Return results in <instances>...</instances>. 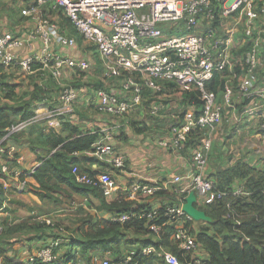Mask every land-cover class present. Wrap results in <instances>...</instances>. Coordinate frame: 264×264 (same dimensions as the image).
Masks as SVG:
<instances>
[{"label":"built area","instance_id":"1","mask_svg":"<svg viewBox=\"0 0 264 264\" xmlns=\"http://www.w3.org/2000/svg\"><path fill=\"white\" fill-rule=\"evenodd\" d=\"M43 8H53L62 13L77 34L93 46L92 53L101 59H96L98 65L103 64L106 73L119 82L118 86L109 88L96 86L91 95L101 113L113 116L109 123L100 127V137L94 143L93 154L99 160L120 168L126 166L127 158L116 148V137L129 123L130 112L145 100L146 88L156 96L150 107L154 114L166 107L160 95L169 84L200 92L202 105L198 113L187 109L184 116L172 124L169 138L160 140L164 150L183 148L193 130H213L225 116V105L236 108L233 104L234 90L228 83L224 102H219L218 93L210 89L209 83L216 72L225 71L234 59L228 40L220 34L217 24L238 11L248 12L244 31L247 39L246 64L239 91L250 103L239 112L237 119L240 121L259 115L264 128V86L258 84L264 74V0H34L21 10L22 15L35 20L34 27L17 30L10 26L0 32V66L19 68L28 74L40 69L39 64L48 69L52 80L62 85L59 103L49 113V116L57 117L73 113L81 97L82 88L61 82L65 73L70 69H94L96 62L91 55L80 54L78 37L69 34L61 21L45 13ZM37 40L41 42L38 48L35 46L36 49L21 53L20 49L25 44L34 48L32 44ZM56 46L63 49L56 50ZM64 49L72 51L62 54ZM5 89L0 78V91ZM32 122L33 119H29L8 127L3 139H0V153H13L15 147L5 142L24 131ZM211 132L194 150L192 172L175 177L176 183L189 179V184L176 190L183 195L180 203L166 206L163 216H160L166 218L165 222L150 225L156 235L163 231L164 226H173L175 244L187 252H196L199 243L185 223V220L192 219L183 209L185 194L196 190L199 197L213 196L214 199L216 196L217 181L207 171L213 144ZM40 165L41 162L35 164L31 172L34 173ZM6 171L7 166H3L1 172ZM72 171L79 182L99 186L105 194L116 188V180L108 171L92 175L82 171L78 165H74ZM27 183L26 179L21 180L17 190L23 192ZM161 189L159 184L136 183L130 196L139 193L150 196ZM236 192H243V185L237 187ZM156 213L158 209L154 207L147 214L149 220ZM144 215L131 212L114 219L125 221ZM54 245L53 242L46 243L37 255L45 262L52 261L55 258ZM140 254L156 255L168 264H180L178 256L162 245L146 244ZM133 259L131 255L127 256L126 264H138L131 263ZM102 264L114 263L105 259ZM192 264L206 263L195 257Z\"/></svg>","mask_w":264,"mask_h":264},{"label":"crops","instance_id":"2","mask_svg":"<svg viewBox=\"0 0 264 264\" xmlns=\"http://www.w3.org/2000/svg\"><path fill=\"white\" fill-rule=\"evenodd\" d=\"M0 1L2 2V0ZM5 1L10 3L12 11L10 14H6L9 20H0V23L10 21L8 24H12L17 30H25L35 26L36 22L33 18L22 16L20 13L24 7L34 0ZM18 1L21 3L18 4ZM2 9L7 8L3 6ZM43 11L48 15L59 19L62 26L69 34L76 35L78 37V34H75V29L71 25L70 21L65 18L62 13L53 8H43ZM1 14L2 13L0 12V16ZM235 14L238 18L234 17L233 19H230L232 18L231 16L223 18L226 19L227 22L223 25V22H220L217 24V27L227 38L228 47L232 56L240 59V55L244 53V50L247 51V46L244 42L243 46L240 45V47H238L237 41L241 36L240 26H245L248 12L238 11L235 12L234 15ZM15 23L16 26L14 25ZM83 43H86V45H83L86 47H83L80 50V54H82V56L87 55L89 47H93L84 40ZM40 44L41 42L39 40L32 44L34 48L25 44L24 48L20 49V51L22 54H25L28 51L38 48ZM62 49L63 48H60V46H56V50ZM71 51L72 50L64 49L61 53L67 54V52ZM234 65L236 64L233 63L225 70V72L227 71L229 74L230 71V79H232L233 76V80L239 81L243 75L244 66H236L234 68ZM38 68L40 69H37L36 72L28 74L24 73L19 68L3 67V73L6 74L4 80L6 82H10L11 84H15L12 82V77L14 78L16 75L22 76L26 74L33 77L38 76V78L41 79L38 81L41 88L47 89V81L43 82L42 76L45 75L46 80V78H50L51 73L48 69L42 68L41 64H39ZM1 74L2 72H0V75ZM226 80L230 81L227 79V74ZM258 84L260 86H264V74L261 75V79ZM176 86V84L169 85L162 92V95L165 94L168 97L165 99L161 97V99H163L161 101L164 102L166 107H164V109H162L158 114L150 112V107L154 100H144L136 106V114L134 115V117H136H133V123L127 126L126 130L118 135L119 138L116 141L117 150L123 153V155L127 158L126 166L124 168L99 160V158L93 154L92 150H90L87 154H89L90 157L93 156L95 159L73 164L78 165L83 170H101V172L108 171L112 177L115 178L116 188L109 194H105L108 202L120 200L122 198L120 195L121 193H129L127 195V201H130L129 206L132 209H137L146 202H150L153 207L159 208L164 204H169L175 200V202H177L181 199V195L175 192L179 186H186L189 184V179L185 178L180 183H176L174 180L176 176H186L192 172L195 148L193 146H189L178 150L170 149V152L167 150L162 151L158 148V141L169 138L172 124L179 117L182 118L187 109H194L197 112L200 107H196L193 103L189 104V100L186 99V93L191 92L192 90L179 88L180 92L174 93L175 88L178 87ZM234 88H236L234 96L236 108L233 109L225 105L224 118L231 113L234 114L235 120L238 121L237 116L239 115V110L247 106L245 103L248 100L243 97L238 87ZM238 98L240 100L236 103ZM218 100L219 102H224V91H220L218 93ZM14 101L15 100H12V102ZM54 101L56 102V100H52L49 95L44 98L43 101H36L37 108L35 109V115L29 118L33 119V122L28 125L26 129L17 136V138L12 137L5 142L7 145L15 147V151L11 154L0 153V167L7 166V171L2 173L0 176V234L1 232L3 233V236H0V264H28V262H30V258L36 256L40 248L45 245L46 242L53 240L55 237H60L58 238L61 242L59 253L62 255L63 252H67L69 247L72 248V245H70L72 240L69 239L70 234H72L73 237H78L80 236L79 230L88 226V223L97 222L101 219H114L117 215L116 213L118 210H109L106 207H103L102 202L97 195L93 193L89 195H80L70 189L66 184H62L61 192L59 191V193L56 194L59 198V202L52 199H41L30 189L31 185L39 186V182L31 172L32 167L40 162L38 153H44L48 148L47 143H44L41 140L46 138L50 132H60L63 129V120L61 119V116H49L50 111L56 105V103L54 104ZM83 101L86 103V100H78L76 107H80L78 103ZM90 101L92 103L89 105L94 107L93 110L96 111V114L82 113L84 119L82 121L79 119L80 116L75 114L77 112L75 107V111L67 114L66 117H68L73 123L79 125L82 129L95 132L99 131L102 125L109 123L110 118L113 116L108 117L105 114H101L100 111L98 112L93 100ZM23 103L24 101L20 104L22 105ZM11 117L16 122L29 120L23 119L21 114H12ZM91 118L94 120H91ZM143 120V124L139 125L138 121L142 122ZM243 121L244 120L239 122ZM260 122L261 119L259 115L247 118L244 123L237 122L238 127L236 128V131L239 130V132L236 134H233L231 131L228 132L227 127L232 126L231 121H225L223 123L221 120L213 130H206V132L209 133L212 131V146L219 150H214L210 154L212 151L210 149L208 156V173L213 174L225 168L235 166L242 161L247 162L258 169H264V154L259 155V152L264 153V150L261 148L257 149V147L250 146V148L255 151L249 150L248 147L246 150H240L238 153H233L232 150H230L231 152L227 153L233 154L226 158L222 155V150L225 152V150L228 149V145L220 147L218 146L217 139H215V137L222 135L219 138H222L223 136L230 138L235 137L237 139L239 138L243 142V137L240 138L239 133H245L244 143L248 144V142L251 141L252 136H264V130L261 129ZM38 124H41L40 130L39 132H36L34 126ZM3 135L4 134L0 136V139H3ZM32 141L37 143L36 150L32 147ZM24 179L28 181L27 187L23 192H19L17 190V185ZM241 182V180H238L236 185ZM136 183L159 184L162 186V189L159 191L162 192L159 194H153L152 196H146L141 193L135 196H130L132 186ZM212 200L213 196L208 198L199 197L198 204L199 206H205ZM39 216H45L44 221L39 220V222L37 220ZM32 219L37 221L36 223L38 226H31L32 224H30V222ZM57 221H62L64 224L58 223ZM185 223L186 225L189 224V228L191 230L193 228L195 232H199V230L203 227H211V223L206 221H196L194 219L185 220ZM125 232V236L118 238V240L111 244L113 248L112 250L99 249L94 252H88V255L85 254L86 256H77V258L70 264H102L105 259H110L113 262L114 259H118L120 256L125 258L127 255L139 251L141 246L143 247L144 245L153 243L156 240L155 235H149V233H145L144 231L136 232L135 230L130 229ZM172 232L171 239L175 242ZM191 255L192 262L195 257H199L203 260H207L209 258V252L201 244H199L198 250ZM124 258L119 261V264H123ZM143 264L168 263L164 259L153 257Z\"/></svg>","mask_w":264,"mask_h":264},{"label":"trees","instance_id":"3","mask_svg":"<svg viewBox=\"0 0 264 264\" xmlns=\"http://www.w3.org/2000/svg\"><path fill=\"white\" fill-rule=\"evenodd\" d=\"M8 12L11 13V10ZM14 25L16 26V23ZM9 26L14 27L12 24H9ZM75 32L77 34L76 30ZM82 38V36L78 35V41H81ZM2 68L0 66V72H2L0 78L3 81L4 87H6L4 90L6 91L5 95L7 99L16 100L14 95L16 94L18 85L4 80L6 74L3 73ZM226 74L228 75L227 71L216 72L214 79L209 83L210 89H213L217 93L220 91L225 92L227 84ZM96 86L100 87L103 84L99 82ZM41 90L42 88L37 86L35 94H33V100H26L22 105H0V136L5 133L8 127L17 123L11 117L12 114H21L23 119H29L35 115V109L37 108L36 101L40 102L44 100L43 96L37 94ZM42 91L44 93V90ZM185 96H187L186 99L189 100V104L193 103L196 107H201L202 99L199 91L192 90L191 92H187ZM154 99H156V96L151 93L149 88H146L145 100ZM245 99L247 98L245 97ZM247 100L245 105L250 103V100ZM233 104L236 106L235 103ZM244 109H240L239 111L241 112ZM61 119L63 120V129L60 132L52 131L46 138L41 140L47 143L48 148L46 152L38 153L41 165L35 170L33 175L39 182V186L31 185L30 189L41 199H52L59 202L56 194L61 191L62 184H66L70 189L80 195H89L92 193L97 195L103 207L109 210H118L116 217L131 212H139V214L146 215L136 216L125 221L101 219L97 222L88 223V226L79 230L80 236L73 237L70 234L69 239L72 240L70 242L72 248L69 247L70 249L68 248L67 252H63L62 255L59 253L61 242L58 238L60 237H55L53 240L46 242L48 244L55 243L53 246L55 258L50 262H45L36 255L30 258L28 264H70L79 255L86 256L88 252H94L99 249L112 250L111 244L118 240V238L125 236V231L130 229L136 232L144 231L145 233H149V235H155L156 240L153 243L156 246L162 245L175 253L180 260V264H192L191 254L193 252L180 249L171 239L172 226H164L165 228L158 235L150 228L153 222L159 224L165 222L166 218L160 216H163L162 214L165 212L166 206L176 205L180 203V200L164 204L159 208L156 207L158 213L154 214L151 220H149L147 214L152 212L154 208L152 203L146 202L141 207L132 209L129 206L130 201H127V195L129 193H121L122 198L120 200L108 202L101 187L79 182L72 171L73 164L95 159L87 153L90 150H94L93 145L100 137L99 131L92 132L84 130L69 120L66 115L61 116ZM246 119L244 118L243 120ZM260 127L264 130L261 122ZM205 133L206 130L203 129L193 130L184 147L193 146L194 148H198L202 144V140L207 137ZM19 134H16L14 138H17ZM32 143V147L36 150L37 143L33 141ZM1 168L0 176L2 175ZM82 171L89 172L92 175H97L101 172V170L92 171L83 169ZM209 176L214 177L217 181L214 190L216 196L207 205L199 206L198 204V206L214 218V222L210 224L211 227H203L199 232H195L193 228L192 230L189 228L195 235L198 243L203 245L209 252V258L203 261L206 264H264V169H258L242 161L235 166L225 168L213 174L209 173ZM238 180L242 182L236 185ZM242 185L243 192L237 193V187ZM161 192L157 191L155 194ZM175 193L178 194L177 191ZM220 193L225 194L219 196ZM185 195H188V193ZM187 226L189 227V224ZM140 250L129 254L134 258L131 263L138 262V264H143L153 257L160 258L156 255H141ZM127 256L125 258L120 256L118 259H114L113 263L119 264V261L124 258L123 264H125Z\"/></svg>","mask_w":264,"mask_h":264},{"label":"rangeland","instance_id":"4","mask_svg":"<svg viewBox=\"0 0 264 264\" xmlns=\"http://www.w3.org/2000/svg\"><path fill=\"white\" fill-rule=\"evenodd\" d=\"M20 3L21 2L18 1V4H20ZM3 6H5L7 9H2ZM11 7L12 6H10V3H7V1H5V0H2V2L0 1V12L2 13L1 16H0V20H5V19L9 20V18L7 17L6 14H8V13L10 14V12H8V11H10V10L12 11V8ZM246 15H247V13H246ZM231 17L232 18H230V19H233L234 17H237L238 18V16L236 14L235 15L233 14ZM220 22L221 23L223 22L222 23V25H223L227 21H226V19H222ZM8 23H10V21H8V22H2L0 24V32H3L5 29L10 28V26H9ZM240 31H241V36H240L239 40L237 41L238 47H240V45L243 46V43L244 42H245V45H246V40H247L245 38V35H244L245 26H243V25L240 26ZM220 34H222V33L220 32ZM83 40L84 39L82 38V40L79 41V48L80 49H82L83 47H86V46H83L84 44L86 45V43H83ZM88 49H89V52H87V55L89 56L91 54V58H93L94 61L96 62V68L91 69V70H85V71H82V70H72V69H70L69 71H67V73H65L66 75L63 76V78L61 79V82L62 83L74 84L78 88H82L81 89V97H80V100H86V103H85V101L80 102L82 104L78 103V105L80 107H76L77 112L75 113L76 115H79L80 116L79 119L82 120V121L84 120L83 119V116H82V113L83 114H85V113H88V114H96V111L93 110L94 107L93 106H90L91 103H92L90 100H92L91 95H93V89L96 87L97 83L100 82V83L103 84V86L108 87V88L119 85V82L117 81V78L111 77V76H109L106 73V71H105L106 69H105V66H103V64L101 66L98 65L96 59L97 60H101V59L99 57H96V53H92L90 47ZM246 53H247V51L244 50V53L242 55H240V57H241L240 59L239 58H235L233 56L234 59L232 60V64L233 63L236 64V65H234V68L236 66H242L243 67L246 64ZM230 74H231V72L229 71V74L227 75V79H229L230 81H227V83L234 90V96H235V93H236L235 89L236 88H234V87H238L239 88L240 79H239V81L238 80H233V78H234L233 76H232V79H230V76H229ZM45 77H46L45 75L42 76V81L43 82H46L47 81L48 88L47 89H42V90H44V93L41 90V92H38L37 94H40L44 98H46L49 95L52 98V100H56V102L54 101V104L56 103L55 106H57L58 103H59L58 102L59 94L62 91L61 90L62 85L60 83H58V82L56 83L54 80H52L53 78L51 76H50V78L49 77L46 78V80H45ZM40 80L41 79H39L38 76L33 77L31 75H26V74H24L22 76L21 75H16L14 78L12 77V82L19 85L17 87V89H16V94L14 95V97L16 98V100L14 102H12V100L11 101H7V100H10V99H7L5 97L6 91H0V105H5V104L18 105L22 101H26V100H29V99L32 100L33 99V94H35V91H36V87L37 86L41 87L39 85V83H38V81H40ZM169 85H173V84H169ZM178 92H180L179 91V87L175 88V92L174 93H178ZM174 95H177V94H174ZM160 97H162L163 99H165L168 96L165 95V94H163V95L161 94ZM239 100L240 99L238 98L236 100V103L239 102ZM233 102H234V100H233ZM51 108H53V107H51ZM98 112H99V110H98ZM150 112L153 113L151 111V109H150ZM100 113H98V114H100ZM101 114H103V113H101ZM135 114H136L135 109L130 112V114L128 116L129 117V123L127 124V126H129L131 124V121L133 120V117H134ZM91 120H94V119L91 118ZM246 120H244L243 122H238V121L235 120L234 114L229 113V115L227 117H225V118L222 119V122L224 123L225 121H227V122L231 121L232 126L231 127H227L228 132L231 131V132H233V134H236L237 132H239V130L236 131V128L238 127L237 122L238 123H244ZM143 122H144V120L142 122H139L138 121V124L141 125V124H143ZM48 124L51 125L50 123H48ZM40 125L41 124H38V125H35L34 126V129L36 130V132H39ZM125 130H126V128H125ZM206 134L208 135L209 132H206L205 135ZM251 134H254V133H251ZM239 135H240V138L243 137V139H242L243 142L239 138L237 139L235 137L234 138H230V137L223 136L222 138H219L222 135L221 136H218V137H215V139H217V141H218V146L224 147V145H228V149H226L225 152L222 150V152H223L222 155H224L226 158H228L234 152L235 153H238L240 150L241 151H244L248 147H249V150H254V149H251L250 146L251 147L252 146L253 147H257V149H260L261 148L262 150H264V136L263 137L252 136L251 137V141H249L248 144H245L244 143L245 142V139H244L245 133H239ZM118 138H119V136L116 137V141L118 140ZM203 138H204V135H203ZM258 138H261V139H258ZM158 142H159L158 143V148H160L163 151L164 148L160 145V141H158ZM230 142H232V143H230ZM212 147L213 148H211L212 151L210 152V154L214 150H217V148H215L214 146H212ZM230 150H232L233 153H231V154L230 153H227V152H231ZM167 151L170 152V149L167 150ZM217 151H219V150H217ZM260 154H264V153H260L259 152V155ZM44 217L45 216H39V218L37 220L38 221L39 220L44 221ZM36 222H37L36 220H33L32 219L31 222H30V224H32L31 226L32 227L33 226H38V224ZM57 222L64 224L62 221H57ZM0 236H3V233L2 232H1Z\"/></svg>","mask_w":264,"mask_h":264},{"label":"water","instance_id":"5","mask_svg":"<svg viewBox=\"0 0 264 264\" xmlns=\"http://www.w3.org/2000/svg\"><path fill=\"white\" fill-rule=\"evenodd\" d=\"M199 196L196 190H192L185 198L183 209L196 221H206L213 223L214 218L209 216L205 210L198 206Z\"/></svg>","mask_w":264,"mask_h":264}]
</instances>
